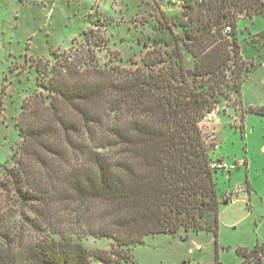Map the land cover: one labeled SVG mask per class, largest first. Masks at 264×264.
<instances>
[{"label":"trees","instance_id":"trees-1","mask_svg":"<svg viewBox=\"0 0 264 264\" xmlns=\"http://www.w3.org/2000/svg\"><path fill=\"white\" fill-rule=\"evenodd\" d=\"M182 10L163 43L170 51L148 49L142 67L101 63L97 27L52 63L35 64L41 91L21 105L18 157L0 178L17 210L0 214V264H120L149 236L206 232L216 240L212 165L222 161L213 162L201 121L222 103L240 118L264 115L239 102L254 70L248 54H264V31L241 44L236 33L241 15L264 17V2L187 0ZM89 236L111 240L110 251L86 248L79 239ZM262 246L252 250L256 264Z\"/></svg>","mask_w":264,"mask_h":264},{"label":"rangeland","instance_id":"rangeland-1","mask_svg":"<svg viewBox=\"0 0 264 264\" xmlns=\"http://www.w3.org/2000/svg\"><path fill=\"white\" fill-rule=\"evenodd\" d=\"M183 11L168 0H0V178L2 167H11V158L18 157L21 105L41 91L36 84L35 64L39 60L52 63L53 53L69 49L73 39L78 43L82 40V31L97 27V35L106 42L96 52L101 63L111 58L114 65L142 67L148 49L170 51L163 44L171 40L168 27L179 23ZM240 23L242 30L246 26L250 32L264 29L262 16ZM171 32L183 34L181 28ZM242 86L245 101L264 103V66ZM223 105L229 108L221 113L217 141L212 137L217 129L213 123L202 128L207 142L214 145L211 157L223 158L232 167L231 179L225 171L214 175L217 194L245 186L247 180L250 192L234 196L231 202L221 197L220 203L229 204L220 205L216 240L206 232L149 236L126 252L129 262L120 264H256L252 250L264 243V115L249 114L243 131L237 128L242 123L240 115L236 126L232 125L236 109L228 103ZM242 158L247 164L237 169L235 164ZM10 198L0 190V214L14 217L17 210ZM79 241L90 250L110 251L112 245L111 240L91 236ZM262 249L264 255V246ZM242 253L247 255L246 261Z\"/></svg>","mask_w":264,"mask_h":264},{"label":"crops","instance_id":"crops-1","mask_svg":"<svg viewBox=\"0 0 264 264\" xmlns=\"http://www.w3.org/2000/svg\"><path fill=\"white\" fill-rule=\"evenodd\" d=\"M263 2H264V0H262ZM261 17V16H260ZM264 18V17H263ZM242 19H244V20H248L249 18H246V17H240V19L238 20V23H237V30H236V33H237V39H238V42L241 44V41L242 40H244V39H246V38H248L249 36H253V35H256V34H258V33H260V32H262V31H264V29L263 30H261L260 32L258 31V32H250L249 31V28L246 26V27H244L243 28V30L242 29H240V27H241V23H240V21L242 20ZM253 19V18H252ZM249 20H251V19H249ZM247 31V34H243L244 32H246ZM251 57V58H250ZM248 58H250V60H249V62H251L252 64H253V66H254V70H253V72L249 75V77L248 78H246V80H248V79H250L251 78V76L258 70V68H260V67H263L264 66V64H262V61L264 62V54L262 53V54H260L259 56H256V55H251L250 56V54H248ZM259 61H260V63H259ZM245 82V81H244ZM242 88H243V86H242ZM242 90L243 89H241V96H240V105H241V107L242 108H248V107H252V108H264V103L263 102H260V101H254V102H247V101H245L244 100V94L242 93ZM224 103H222V104H220V105H218L217 106V111H218V115H217V118H216V121H215V123H214V125H215V128H217L216 130H214V135H212V137H213V139H214V141L216 142L217 141V133H218V131L220 130V128H221V113H223V112H226L227 110H228V108L226 107V108H224V105H223ZM221 106H223V109L221 108ZM232 107V106H231ZM221 111V112H220ZM220 112V113H219ZM255 115L254 113H245V114H243V116H242V123L239 125V124H237V125H239V127H237V128H240V129H242L243 131H245V121H246V119H247V116L248 115ZM235 117L233 118V126L235 125L236 126V124H235V121H237V119H238V113L235 111ZM257 115V114H256ZM260 116H262V115H260ZM211 138V137H210ZM263 148H264V146H263ZM262 148V149H263ZM212 153V152H211ZM212 159H214L213 157H212ZM243 159V158H242ZM215 161H217V160H220V161H222L223 162V158H220V157H217V158H215L214 159ZM246 164H247V160H246ZM240 168V167H239ZM239 168H237V169H239ZM220 171H222V170H220ZM225 171V170H224ZM224 171H222V172H224ZM225 172H227V174H228V176H229V178L231 179L232 177H233V175H232V171H225ZM248 173V172H247ZM248 179V178H247ZM226 192V191H225ZM224 192V193H225ZM250 192V184L248 183V180H247V182H246V184H245V191L244 192H242V193H239L240 195H244V194H248ZM238 194V195H239ZM223 196V194L221 195V196H219L220 197V201H221V197ZM224 203V202H223ZM223 203H221V205H223ZM229 203H227L226 205H228ZM264 244V243H263ZM263 244H261V246L263 245ZM259 245V244H258ZM260 247V246H259Z\"/></svg>","mask_w":264,"mask_h":264},{"label":"built area","instance_id":"built-area-1","mask_svg":"<svg viewBox=\"0 0 264 264\" xmlns=\"http://www.w3.org/2000/svg\"><path fill=\"white\" fill-rule=\"evenodd\" d=\"M194 1H196L197 3L202 2V0H194ZM168 2L171 6L175 7L178 10H182L183 7L187 4V0H168ZM223 33L224 34L231 33V27L228 25L225 26ZM217 115H218V111L216 108L213 111L206 113L204 118L201 121L202 128L203 127L209 128V126H210L209 124H211V123L214 124L216 121ZM263 153H264V148H263ZM242 166H246V160L245 159H240L235 164L236 168H239ZM212 168H214L216 170H222V171H224V170L230 171L232 169V167L228 166L224 162L215 163L212 165ZM244 191H245V186L240 184V185H237L234 190L226 191L223 194V196L226 198L227 202H231L232 198L234 196H237L239 193H242Z\"/></svg>","mask_w":264,"mask_h":264},{"label":"flooded vegetation","instance_id":"flooded-vegetation-1","mask_svg":"<svg viewBox=\"0 0 264 264\" xmlns=\"http://www.w3.org/2000/svg\"><path fill=\"white\" fill-rule=\"evenodd\" d=\"M223 198L226 199L224 196H223ZM221 203H223V201ZM262 251H263V249H261L259 251V256H260V262H261V264H264V255H263V252Z\"/></svg>","mask_w":264,"mask_h":264},{"label":"water","instance_id":"water-1","mask_svg":"<svg viewBox=\"0 0 264 264\" xmlns=\"http://www.w3.org/2000/svg\"><path fill=\"white\" fill-rule=\"evenodd\" d=\"M227 203H223V205H226ZM183 264H186V262H184Z\"/></svg>","mask_w":264,"mask_h":264}]
</instances>
